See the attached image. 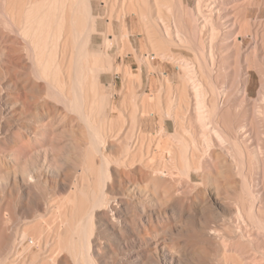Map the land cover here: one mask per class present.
I'll return each mask as SVG.
<instances>
[{
    "label": "bare ground",
    "instance_id": "1",
    "mask_svg": "<svg viewBox=\"0 0 264 264\" xmlns=\"http://www.w3.org/2000/svg\"><path fill=\"white\" fill-rule=\"evenodd\" d=\"M119 2L0 0V264H264V0Z\"/></svg>",
    "mask_w": 264,
    "mask_h": 264
},
{
    "label": "rangeland",
    "instance_id": "2",
    "mask_svg": "<svg viewBox=\"0 0 264 264\" xmlns=\"http://www.w3.org/2000/svg\"><path fill=\"white\" fill-rule=\"evenodd\" d=\"M115 1V2H114ZM112 0V6H113V8H111V9H114V10H116V9H118V7H119V1L120 0ZM115 4H114V3ZM117 4V5H116ZM190 4H191V6H193L194 5V0H190ZM111 6V7H112ZM110 8V7H109ZM110 9V10H111ZM144 38V37H143ZM141 40V41H140ZM145 43V39H142V37L139 39V48L141 49V50H143L144 52L146 51H149V50H147L148 49V46L146 45V43ZM144 44V45H143ZM146 48V49H145ZM183 52V56H188V54H186L184 51H182ZM231 52H234V51H231ZM116 52H115V50H112L111 51V55L112 56H114V59H115V62L118 64V65H126V64H128V65H126V66H131L134 70L135 69H137V64L135 63V61L131 58V57H124L123 59L125 60H123L122 61V59H119L118 57H116ZM233 53H231V55H232ZM234 55V56H233ZM232 56H231V66H230V68L231 69H229L228 68V71H226V73H224V75H223V77H222V79L220 80V81H222L223 83H225L224 85H228V86H226L227 88H229L230 86H231V83L233 82V76L232 75H235L234 73H235V54H233ZM116 57V58H115ZM118 58V59H117ZM133 61V62H132ZM153 64H154V66L158 69V68H160L159 70H160V72H157V71H155V72H152L151 73V75H149V76H147V74L145 73V75L143 74V85H142V87L141 88H139V89H137V91H136V104H137V106H139L140 105V102L138 101V98H139V96L140 97H142V96H147V95H149L148 96V100H149V98H154L155 96L154 95H156L157 94V97L159 96L160 97V95H161V97L159 98V102L162 104V103H164L165 101L163 100V99H165V98H167V96H170V95H168V94H172L173 95V93L176 91V85H179V83H178V81H177V79L176 78H171V80H170V82H171V88L169 89V88H167L168 86H165V85H162V84H164L163 83V79H162V77H164L165 75H172V73H173V71L175 70V68L170 64V63H168V62H163L162 63V61L160 60V59H156V60H154L153 61ZM230 65V64H229ZM233 65V66H232ZM231 70V71H230ZM251 71H253V70H251ZM250 71V75H251V78H252V80H251V84H250V89H249V92H250V94H251V96L252 97H256V93H257V89L259 88V80H258V78H257V76L255 75L256 73L253 71V72H251ZM230 72H231V74H230ZM160 73H162V75L160 74ZM228 73V74H227ZM163 74H164V76H163ZM162 77H161V76ZM227 76V77H226ZM213 77H215V75H213ZM224 77H225V80H226V82H225V80H224ZM149 78H150V80H149ZM104 80V82L105 83H107L108 84V82L109 81H106L105 79H103ZM113 81H114V83H115V92H117V93H115V95H114V97H113V103H114V107H116L117 108V112H120V114H118V113H116V109L112 112V113H110L109 115H111V116H109L110 117V119H111V117H112V121H114L115 122V118H117L118 120H119V117L122 115V117H123V119H125V120H123V123L122 124H124V125H122V127H123V131H126L127 129H129L130 128V122H129V115H127L128 114V109L129 108H127L128 106V104H126V103H124L125 102V99H124V102H121V101H123V99H122V97L123 98H125V96L124 95H126L127 96V94H128V90L127 89H125V84H123V82H122V79H121V77L120 76H115V77H113V79H112ZM224 80V81H223ZM228 80V81H227ZM231 82H230V81ZM150 81V82H149ZM161 82H162V84H161ZM219 82V81H218ZM176 84V85H175ZM219 84H221L220 82H219ZM160 85V86H159ZM221 85H223V84H221ZM149 86V87H148ZM151 86V87H150ZM117 87V88H116ZM123 87V88H122ZM166 87V89H164ZM174 87V88H173ZM161 88V89H160ZM121 89L123 90V89H125V90H123V91H121ZM160 89V90H159ZM169 90H171V93H169L170 91ZM173 90H174V92H173ZM160 91V92H159ZM168 93H167V92ZM118 92H119V94H118ZM121 92V93H120ZM122 92H124V93H122ZM144 92V93H143ZM164 92V93H163ZM143 93V95L141 96V94ZM160 93V95H158ZM165 93H167V96H165L166 94ZM122 94V95H121ZM153 94V95H152ZM254 95V96H253ZM116 96V97H115ZM235 97V96H234ZM234 97L232 98V100L234 99ZM116 98V99H115ZM174 98H175V95H174ZM122 99V100H121ZM167 99H169V97L167 98ZM26 101H28L27 99H25ZM164 102H163V101ZM25 101V102H26ZM34 100H29L28 102H27V104L28 103H30V102H33ZM116 103H115V102ZM166 101H168V100H166ZM119 103V104H118ZM122 103V104H121ZM120 104L121 105H123L124 104V106H125V108H123L124 106H120ZM119 105V106H118ZM120 107H121V109H120ZM123 109V110H122ZM124 109L126 110V112H127V114H125L124 112ZM119 115V116H118ZM154 116V117H153ZM55 117V116H54ZM150 117H152V119H150ZM150 117H149V121L148 122H144V123H141V128H142V132H143V140H141V141H143V142H141L142 143V146H141V144H139L140 143V140L137 142V145H136V147H134V148H138L137 146H138V144H139V147H142V148H145L144 146H147L148 144H150V142L152 141V139L153 138H155L154 137V135L158 132V128L157 127H159L158 126V123H159V121H158V117L156 116V115H153V114H151L150 115ZM113 118L115 119V120H113ZM116 122H117V120H116ZM152 122V123H151ZM128 124V125H127ZM147 124V125H146ZM149 124L151 125V126H149ZM129 126V127H126V126ZM148 128H147V127ZM125 128H127L126 130H125ZM169 130H170V134H173V131H172V127L169 125ZM150 132V133H149ZM153 133V134H152ZM149 134V135H148ZM152 134V135H151ZM148 135V136H147ZM264 134H261V137L259 136V138H261V139H263L264 138V136H263ZM156 136V135H155ZM141 137H142V135H141ZM144 137H145V141H147L146 143H145V141H144ZM148 137H153L152 139L151 138H149L150 139V141H148L149 139H148ZM148 140H147V139ZM141 139V138H140ZM260 139V141L261 142H263L264 141V139L263 140H261ZM154 140V139H153ZM145 143V144H144ZM148 143V144H147ZM144 144V145H143ZM147 144V145H146ZM151 144H152V142H151ZM151 147H152V145H150ZM149 146V147H150ZM256 146V147H255ZM148 147V146H147ZM257 148L258 146H257V144H254L253 145V147L252 148ZM262 148H263V146H262Z\"/></svg>",
    "mask_w": 264,
    "mask_h": 264
}]
</instances>
